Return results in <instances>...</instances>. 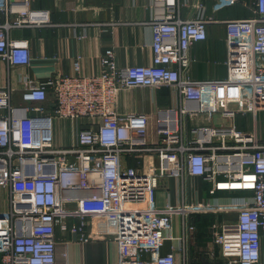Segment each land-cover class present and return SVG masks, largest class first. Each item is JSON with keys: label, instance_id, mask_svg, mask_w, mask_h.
Wrapping results in <instances>:
<instances>
[{"label": "built area", "instance_id": "2783aa9c", "mask_svg": "<svg viewBox=\"0 0 264 264\" xmlns=\"http://www.w3.org/2000/svg\"><path fill=\"white\" fill-rule=\"evenodd\" d=\"M31 1L0 0V60L9 67L30 63L29 42L10 32L49 24L48 12L30 8ZM179 8L178 0H151L148 65L121 68L107 49L95 76L80 75L76 62L72 76L24 78L19 105L9 83L0 87V188L8 194L0 212L1 264H66L58 259L56 230L68 219L78 220L69 230L80 242L90 240V228L111 239L114 264H179L174 250L161 252L172 218L192 231L191 215L223 212L237 214L235 223L213 227L226 264H264V141L233 122L237 113L264 112V0H254L253 18L221 22L227 76L217 82L187 76L190 47L206 40L207 25L217 21L203 13L183 20ZM48 88L51 105H45ZM133 88H166L177 97L175 106L157 110L156 142L147 140V115L116 110L118 94ZM216 113L229 125L199 126L186 137V118L211 120ZM56 121L69 123L66 146L55 144ZM196 177L211 184L210 195L249 196L236 205L189 204L186 179ZM161 178L178 181L177 205L157 207Z\"/></svg>", "mask_w": 264, "mask_h": 264}, {"label": "crops", "instance_id": "0c3cea01", "mask_svg": "<svg viewBox=\"0 0 264 264\" xmlns=\"http://www.w3.org/2000/svg\"><path fill=\"white\" fill-rule=\"evenodd\" d=\"M178 0L179 14L183 20H192L202 13L212 17L216 23L207 25V38L193 44L189 50L187 76L194 83L222 81L227 76L226 32L221 22L253 18L254 0ZM151 0H32L30 8L45 10L49 24L42 27L22 28L10 32L13 39L29 42L30 63L27 66L9 67L0 60V87L9 83L12 88V103H22L24 78L34 83L45 82L61 76L74 75L73 65L78 62L79 74L95 76L99 72V59L103 52L111 49L116 64L121 68L142 66L151 63L152 52L149 5ZM0 22L3 18L0 17ZM207 97L212 93L205 92ZM53 94L48 88L51 105ZM177 97L166 88H133L121 91L117 96L116 110L119 114H145L148 116L146 137L149 142L157 141V110L173 107ZM264 112L255 118L250 113H237L233 120L240 131L256 130L264 141ZM259 118V120H258ZM208 125L227 126L229 121L216 113L211 120L204 114L186 118V137L195 136L193 129ZM55 144L66 146L70 143L69 123L55 122ZM128 165L135 167L133 159ZM185 198L189 204L206 202L220 205H236L248 193L217 192L210 195L211 184L202 178H187ZM179 185L174 178H161L156 189V204L179 203ZM8 208V194L0 188V212ZM235 212L194 214L188 219L192 231L184 230L181 218H172V228L161 250L162 254L175 253L179 264H226L218 246L213 243V227L235 223ZM78 220L68 219L64 228H57L58 259L66 264H114L118 260L115 243L109 238L96 237L92 228L91 238L80 242L70 233V227ZM180 238H183L182 241ZM264 261V250L262 252ZM1 264V256H0Z\"/></svg>", "mask_w": 264, "mask_h": 264}, {"label": "rangeland", "instance_id": "374dc122", "mask_svg": "<svg viewBox=\"0 0 264 264\" xmlns=\"http://www.w3.org/2000/svg\"><path fill=\"white\" fill-rule=\"evenodd\" d=\"M262 116H264V114ZM258 120H259V118H258Z\"/></svg>", "mask_w": 264, "mask_h": 264}]
</instances>
